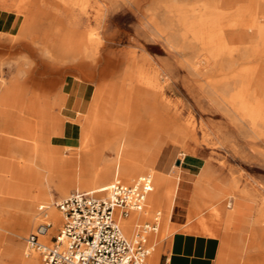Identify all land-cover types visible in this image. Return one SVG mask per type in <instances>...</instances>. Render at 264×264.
I'll use <instances>...</instances> for the list:
<instances>
[{"label":"rangeland","instance_id":"rangeland-1","mask_svg":"<svg viewBox=\"0 0 264 264\" xmlns=\"http://www.w3.org/2000/svg\"><path fill=\"white\" fill-rule=\"evenodd\" d=\"M2 6L17 16L19 31L0 35V101L7 95L15 105L0 102V110H8L12 120V125L0 124L1 143L49 153V139L61 134V97L56 93L64 81L75 78L94 89L87 113L77 119L79 152L60 149L64 160L73 161L61 167L51 161L42 174L52 208L74 191H91L79 190L78 184L85 185L112 164L116 134L138 140L154 137L157 161L151 168L167 174L166 191L173 190L176 175L180 184L187 185V229L198 231V219H203L219 232L223 264H243L246 256L253 255L237 249L234 232L210 219V202L189 216L194 185L203 191L219 182L230 188L223 207L241 196L251 202L264 243V109L248 119L231 101L244 87L238 76L241 70L258 67L262 73L254 76L264 78V56L252 55V48L261 53L262 42H252L248 35L241 36L245 28L232 26L251 16L263 24L264 0H0ZM215 14L216 26L211 24ZM215 29L220 30L225 49L205 66L198 64L206 51L200 32ZM45 80L51 84V94H43ZM130 94L142 96L135 116L124 118ZM246 94L253 105L264 104V94L254 90ZM11 161L14 168L15 162L27 164L21 156ZM187 172L191 175L185 179ZM23 175L32 176L30 171ZM11 177L6 186L12 183L14 189L15 171ZM7 203L0 202V208L14 221L15 209ZM34 213L41 216L37 208ZM155 216L159 212L152 210L137 219L131 237ZM38 219L24 228L23 236L0 232V264H15L7 255L15 247L19 261L27 259L25 239L43 223ZM164 228L161 221L157 234L148 238V246L153 245L158 255L155 249L147 264L163 251L171 234ZM29 256L42 264L38 254Z\"/></svg>","mask_w":264,"mask_h":264},{"label":"bare ground","instance_id":"bare-ground-1","mask_svg":"<svg viewBox=\"0 0 264 264\" xmlns=\"http://www.w3.org/2000/svg\"><path fill=\"white\" fill-rule=\"evenodd\" d=\"M3 9L7 8L5 6L0 7V10ZM218 17L219 16L215 14L212 22L210 21L211 24H214V26H216ZM258 20L260 19L255 16H251L246 22L238 20L237 22L233 23L232 26L245 28L241 36L248 35L252 42L256 40H260L262 42L261 53L256 52V50L252 48V55L260 57L264 56V23H259L260 21ZM191 26L192 23H189L188 27L190 28ZM200 33L204 35L203 37H201V42L203 43L206 51L205 54L200 56V61H198V64H202L203 66H205L209 62L210 58L219 55V53H221L225 49V47L222 44L220 30L215 29L211 32L201 31ZM257 69L258 67H251L243 69L239 72L238 76H240L244 87H242L243 89L239 94H235L231 98L232 103L237 102L239 104V111H241L248 119H254L264 109V104L255 103V105H253L247 100V98H249V94L246 93H249L252 90H254V94H264V78H256L254 76L255 74L262 73V71H259ZM141 96L142 94L128 95V99L125 103V110L126 113L128 112L127 115L129 117H127L125 113V115H123L125 116L124 118L135 116L137 111L135 112L134 107L139 103ZM0 102L4 106L15 108V105L7 95L3 96ZM254 115L255 117H253ZM11 121L12 120L9 117L8 110H0V124L12 125ZM113 140V152L115 154V159L113 160L112 164L105 165L99 172H96L95 176H93L92 179L88 180L85 185L79 183L78 189L105 190L111 185L112 181L115 178H119L122 181L117 179L114 180V182L119 181L123 184L129 185L132 184L133 180H136L139 175H150L153 179V189L152 192L147 196L146 208L141 212H132L128 215L127 218H122L120 220V226L125 236L130 238L135 232L136 227L138 226H134V223L137 219L139 220L141 216L149 213L152 210L161 212L162 201L167 195L166 187L168 184V180L165 176L148 171L146 167L143 166V163L147 159V156L149 155L151 149L156 144L154 137H148L143 140H138L136 138L133 139L128 134L118 133L115 135V138ZM6 145L7 144H3L0 142V152L8 157L3 158L2 156H0V202H8V205L11 204L12 207H9L15 209V219L14 221H12L13 217H10L9 213L5 214L2 222L0 223V232H8L15 236H23L24 228L26 226L28 227L31 224L37 223V219L41 218L43 223L49 222L53 226L52 229L48 232V235L41 238L42 240L47 242L49 240V236L54 234L55 230H57V228L59 227V224L61 223V214L57 209L51 207L49 186L42 183V174L45 170L49 169V163L51 161L58 167L65 165L67 161L60 157V148L57 147L52 146L51 151L49 153H46L43 150L25 151L21 148V146L18 145H15V147L13 148L7 147ZM76 152H79V146L76 148ZM14 156L15 158L17 156H21L22 159L25 160L24 162H26L27 164L23 165L21 162H15L14 168L13 162L11 161ZM72 161L73 159L68 163H71ZM14 171L15 190L13 189L12 183L9 184V186H6L9 182V179L12 178L11 175ZM25 171H30L32 176L29 179L24 178L23 174ZM199 174L200 172L197 173V178ZM198 185L199 184H196L197 189L199 188ZM63 189L64 187L61 188V190ZM8 205L5 204L4 207L8 208ZM42 205L48 208V213L45 212L43 215L40 214L41 216H37L34 213V209L37 208V210L41 211L45 210L43 209ZM168 206L170 205H167V207ZM44 216H46L45 219ZM154 218H157L159 227L161 223L159 217L155 216L153 217V219ZM167 225L168 222L164 223V229L166 231ZM259 249L260 251H262V246H259ZM8 250L9 251H7V255L15 260V264H39V261L35 256H29L32 253L28 254L26 252L27 254H25V258L27 259L19 261V257H21L19 255V249L15 247ZM154 252L155 248L152 249L150 255ZM155 259V257L151 259L152 264H155Z\"/></svg>","mask_w":264,"mask_h":264},{"label":"crops","instance_id":"crops-1","mask_svg":"<svg viewBox=\"0 0 264 264\" xmlns=\"http://www.w3.org/2000/svg\"><path fill=\"white\" fill-rule=\"evenodd\" d=\"M0 21V35L8 36L18 33L19 19L12 12L0 10ZM50 85V82L44 81L43 94H51ZM56 94H59V97H61L59 116L63 120V123L61 125V134L52 137L50 144L60 149L77 148L81 131L77 119L88 111L94 94L93 86L91 83L76 80L75 78L66 79ZM47 98L50 97L45 95V99ZM0 156L6 155L0 152ZM60 157L62 159L67 158L62 155ZM156 161L157 159L152 149L145 160L146 169L165 176L169 181L165 172L157 167L151 168ZM189 175H191L190 172H187L184 178L188 179ZM176 178L173 190L171 192L167 191V195L162 201L161 212H159L158 216L160 222H168L167 227L171 231V234L167 238L158 259L156 256L157 260L155 259V264H223V244L219 232H215L214 228L203 219H198V231L187 229L186 208L189 192L185 182L180 184V179L177 175ZM196 187L194 185L192 191L191 213L189 217L196 210L205 207L210 202V219L222 222L226 229L234 232V242L237 245V249L253 252L252 256L248 255L245 260L243 259V264H264L263 237L256 230L255 215H253L255 213L251 202L241 196L232 199L231 203L223 207L222 203L225 199L230 198L228 195L230 188L228 186L213 181L203 191ZM164 203L166 204L165 210H163ZM167 205L170 206L167 207ZM5 210V208H0V223L5 214H7ZM38 212L43 215L45 210H38ZM160 215L162 218H160ZM259 246H262V251H260ZM150 248L152 251L154 246L151 245ZM156 251L158 255V250L156 249Z\"/></svg>","mask_w":264,"mask_h":264},{"label":"built area","instance_id":"built-area-1","mask_svg":"<svg viewBox=\"0 0 264 264\" xmlns=\"http://www.w3.org/2000/svg\"><path fill=\"white\" fill-rule=\"evenodd\" d=\"M152 189V177L143 175L129 185L115 181L105 190L74 191L55 204L61 214L56 235L42 240L53 226L40 224L25 239L27 253L38 254L42 264H147L148 238L158 231L157 218L131 238L120 220L143 211Z\"/></svg>","mask_w":264,"mask_h":264},{"label":"water","instance_id":"water-1","mask_svg":"<svg viewBox=\"0 0 264 264\" xmlns=\"http://www.w3.org/2000/svg\"><path fill=\"white\" fill-rule=\"evenodd\" d=\"M177 165H179V162L177 163Z\"/></svg>","mask_w":264,"mask_h":264}]
</instances>
